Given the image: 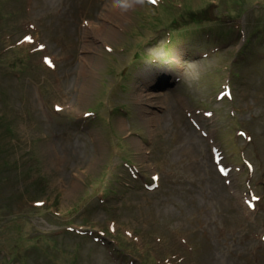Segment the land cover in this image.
Masks as SVG:
<instances>
[{
    "label": "rangeland",
    "instance_id": "rangeland-1",
    "mask_svg": "<svg viewBox=\"0 0 264 264\" xmlns=\"http://www.w3.org/2000/svg\"><path fill=\"white\" fill-rule=\"evenodd\" d=\"M166 2L0 0V264H264V0Z\"/></svg>",
    "mask_w": 264,
    "mask_h": 264
},
{
    "label": "bare ground",
    "instance_id": "bare-ground-1",
    "mask_svg": "<svg viewBox=\"0 0 264 264\" xmlns=\"http://www.w3.org/2000/svg\"><path fill=\"white\" fill-rule=\"evenodd\" d=\"M161 71L164 73V72H166V69L164 68V69H161ZM151 80L149 79L148 80V82H150ZM234 96V95H233ZM173 116V115H172ZM172 118V123H177V121L179 122V119L178 118H175V117H171ZM162 131L163 130H168L167 128H165V126L163 127V129H161ZM174 130V133H173V135H175V134H179L180 132H182V131H180L178 128L177 129H173ZM193 222L195 223V224H197V219H195V220H193ZM200 222V221H199ZM198 222V223H199Z\"/></svg>",
    "mask_w": 264,
    "mask_h": 264
},
{
    "label": "trees",
    "instance_id": "trees-1",
    "mask_svg": "<svg viewBox=\"0 0 264 264\" xmlns=\"http://www.w3.org/2000/svg\"><path fill=\"white\" fill-rule=\"evenodd\" d=\"M155 6H159V8H162V7H167L169 5H168V2H166V0H158ZM159 8H157V9H159ZM193 23L194 24L196 23V18H194ZM18 46H20V45H18Z\"/></svg>",
    "mask_w": 264,
    "mask_h": 264
},
{
    "label": "snow or ice",
    "instance_id": "snow-or-ice-1",
    "mask_svg": "<svg viewBox=\"0 0 264 264\" xmlns=\"http://www.w3.org/2000/svg\"><path fill=\"white\" fill-rule=\"evenodd\" d=\"M153 3H155V0H153Z\"/></svg>",
    "mask_w": 264,
    "mask_h": 264
}]
</instances>
